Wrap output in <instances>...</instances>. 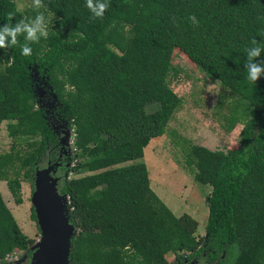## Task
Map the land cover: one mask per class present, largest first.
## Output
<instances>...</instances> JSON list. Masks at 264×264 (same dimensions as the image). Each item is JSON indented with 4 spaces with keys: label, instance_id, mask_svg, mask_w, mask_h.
<instances>
[{
    "label": "trees",
    "instance_id": "obj_1",
    "mask_svg": "<svg viewBox=\"0 0 264 264\" xmlns=\"http://www.w3.org/2000/svg\"><path fill=\"white\" fill-rule=\"evenodd\" d=\"M41 3L51 17L47 39L31 43L28 56L20 55L22 34L0 49V128L7 121L13 138L0 154V181L16 203L21 181L33 182L61 144L52 110L73 131L72 165L59 181L63 173H86L59 188L77 228L69 264H176L169 254L178 264L203 254L211 264H264V78L252 86L243 69L251 40L264 48V0H106L102 18H91L84 0ZM9 13L13 22L30 17L14 0H0V24ZM175 48L230 92L226 129L243 125L238 144L225 150L182 138L195 180L212 187L199 236L195 218L176 216L154 192L140 160L182 105L168 80ZM53 95L49 112L42 96ZM35 243L0 192L2 261L31 257Z\"/></svg>",
    "mask_w": 264,
    "mask_h": 264
},
{
    "label": "rangeland",
    "instance_id": "obj_2",
    "mask_svg": "<svg viewBox=\"0 0 264 264\" xmlns=\"http://www.w3.org/2000/svg\"><path fill=\"white\" fill-rule=\"evenodd\" d=\"M14 1L20 11H29L30 16L35 15L32 0ZM40 10L43 11L42 7ZM46 15L50 17L49 14ZM172 63L173 70L168 80L174 91L181 96L182 105L175 110L165 135L152 139L145 147L144 156L140 160L147 166L150 185L154 192L176 216L189 214L195 218L199 223L196 232L199 236L204 234L207 225L209 207L206 199L212 187L195 180L194 169L186 163V144L188 143L182 138L187 139L190 143L204 145L211 149L225 150L238 144V133L243 125L238 123L232 131H228L225 127L224 116L229 112L232 99L230 92L223 90L218 82L196 67L186 54L178 48L173 51ZM43 92L44 88L40 87L39 95H43ZM42 102L48 103L51 108L55 106L52 97L46 100L42 96ZM153 108L154 106L148 107L149 110ZM62 123L56 119L52 124L53 129L59 133L64 141L62 146L67 148L65 156L59 155V160L54 164L52 172L54 178L58 177L56 172L61 162L66 157L65 161H67L73 154V131L66 125L60 127ZM12 143L13 138L8 134L7 121H4L0 128V154L9 151ZM45 165L46 158L40 167L43 168ZM71 165L72 161L66 167L70 168ZM61 172L59 169L58 173ZM83 174L86 173L69 172L63 174L62 181ZM62 181H57V187H61ZM21 185L22 203L20 204L16 203L15 197L11 194L5 180L0 181V192L22 231L36 240L37 243L41 234L37 222L31 217L34 181L23 180ZM19 256L17 253L9 255L4 257V261L0 257V264L29 263L31 257ZM167 258L169 261H175L178 264L175 255L169 254Z\"/></svg>",
    "mask_w": 264,
    "mask_h": 264
},
{
    "label": "water",
    "instance_id": "obj_3",
    "mask_svg": "<svg viewBox=\"0 0 264 264\" xmlns=\"http://www.w3.org/2000/svg\"><path fill=\"white\" fill-rule=\"evenodd\" d=\"M53 97L55 100L56 96ZM64 125L66 124L62 123L60 127ZM60 142L64 143L62 138ZM53 168L54 164L50 162L46 167H36L31 201L41 235L36 245L32 247L28 264H69L70 262L71 241L77 228L70 221L68 195L57 187L60 178L53 177Z\"/></svg>",
    "mask_w": 264,
    "mask_h": 264
},
{
    "label": "clouds",
    "instance_id": "obj_4",
    "mask_svg": "<svg viewBox=\"0 0 264 264\" xmlns=\"http://www.w3.org/2000/svg\"><path fill=\"white\" fill-rule=\"evenodd\" d=\"M84 6L88 9L91 18H102L107 3L106 0H84ZM41 7V0H32L35 15L27 20L21 17L13 22V14H8L7 22L0 24V49L17 45V36L22 34L23 43L19 44L20 55L28 56L32 52L31 43L39 41L41 37L47 39L50 17L40 10ZM189 20L196 23L194 16H189ZM262 54H264V48L260 46L256 38H253L250 46L244 50L245 79L252 86H255L258 79L264 78V59H257Z\"/></svg>",
    "mask_w": 264,
    "mask_h": 264
},
{
    "label": "flooded vegetation",
    "instance_id": "obj_5",
    "mask_svg": "<svg viewBox=\"0 0 264 264\" xmlns=\"http://www.w3.org/2000/svg\"><path fill=\"white\" fill-rule=\"evenodd\" d=\"M43 105L46 107V109H47V111H49L50 112V108H51V106L48 104V103H46L45 104V102H43ZM46 105H48V106H46ZM53 113H52V110H51V116H52V119H53V121H51V124H53L54 122H55V119H54V116L52 115ZM59 138L61 139V136L59 135ZM61 143V142H60ZM67 151V149H66V147H64V146H62V143L60 144V146H59V148H58V150L55 152V156H54V159H52V157H50V155H48L47 157H46V165H45V167L46 166H48L49 165V162L51 163V164H55L56 163V161H58L59 160V158H60V156L59 155H61V154H65V152ZM65 156V155H64ZM64 158V157H63ZM67 159V157L64 159V161H62L61 162V165L58 167V169H57V172H56V175L58 176V177H61V175L58 173V171H59V169H62L63 167H64V165H67L66 163V160ZM39 167H40V165H38ZM42 168V167H41ZM64 174V173H63ZM205 234H206V232H205ZM193 262V264H211L209 261H208V259L206 258V256H205V254H203V256H200V257H193V258H191V259H188V258H186V257H184L183 258V260L181 261V262H179V264H190V263H192Z\"/></svg>",
    "mask_w": 264,
    "mask_h": 264
}]
</instances>
